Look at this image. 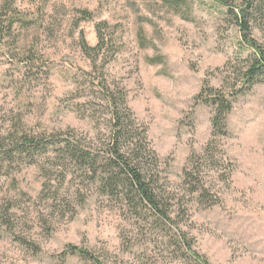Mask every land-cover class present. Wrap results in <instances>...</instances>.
<instances>
[{"label": "rangeland", "instance_id": "374dc122", "mask_svg": "<svg viewBox=\"0 0 264 264\" xmlns=\"http://www.w3.org/2000/svg\"><path fill=\"white\" fill-rule=\"evenodd\" d=\"M252 2L242 31L232 11L245 0H0V145L74 135L103 151V81L126 94L175 212H135L63 154L0 155V264H96L68 245L101 264H198L182 234L209 264H264V82L230 94L252 59L245 39L264 46V0ZM97 25L94 67L83 43L96 45ZM204 85L233 99L226 136L211 135ZM208 141L204 192L182 170Z\"/></svg>", "mask_w": 264, "mask_h": 264}, {"label": "trees", "instance_id": "16d2710c", "mask_svg": "<svg viewBox=\"0 0 264 264\" xmlns=\"http://www.w3.org/2000/svg\"><path fill=\"white\" fill-rule=\"evenodd\" d=\"M245 0L242 7L237 11H232L234 19L238 22L241 30L245 29L246 24L250 20L249 12H256L255 5ZM234 10V9H231ZM97 25V43L92 47H88L83 43L84 52L90 51L94 54V58L89 54L92 60V66L95 67V57L103 49L105 39L99 32ZM245 39V35H243ZM248 46L252 49V59L248 63L246 70L242 73L241 84L232 91L231 96L235 98L239 92L251 89L257 82H264V46L254 43L250 39H245ZM98 86L104 90L106 104L110 108V126L108 131V139L103 151L95 150L79 141L74 135L56 138V142H49L51 139L33 142L32 139L25 138L21 143L5 147L0 145V155L4 156V160L12 156V154H25L31 156L34 154L46 155L50 153L63 154L69 162L76 167L77 170L89 175L88 178L97 184V189L105 196L118 197L126 204L131 206L135 212L149 213L153 218L161 223L172 222V215L175 213L169 209L167 203L162 198V193L158 188V177H155L151 168L154 167L156 156L151 147H149L145 129H138V125L134 124L131 119L130 108L126 104V94L119 89V92L111 90L105 85V82H98ZM208 93L203 102L209 103L214 107L211 116V135L226 136L225 120L227 114L232 109L233 99H229L223 92L222 88L213 89L203 86ZM201 93L197 95L200 98ZM135 125V130L132 128ZM135 133V135H133ZM54 140V139H52ZM59 145H55V144ZM56 146V147H55ZM211 141H208L202 157L197 158L193 163L190 157L186 166L182 170V178L184 181L193 182L197 185L195 189L200 188L205 192V184L203 174L199 167V159H213ZM145 156H144V154ZM160 188V189H161ZM194 192H196L194 190ZM138 214V213H137ZM140 215V214H138ZM141 216V215H140ZM179 243L183 249L198 264H209L201 255L191 248L190 242L185 235L179 236ZM70 252H75L82 257L101 264L87 250L76 246L68 245Z\"/></svg>", "mask_w": 264, "mask_h": 264}]
</instances>
